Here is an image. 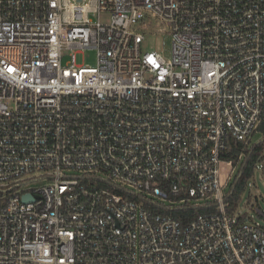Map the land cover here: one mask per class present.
<instances>
[{"label":"built area","instance_id":"obj_1","mask_svg":"<svg viewBox=\"0 0 264 264\" xmlns=\"http://www.w3.org/2000/svg\"><path fill=\"white\" fill-rule=\"evenodd\" d=\"M261 122L264 0H0V264H264L224 157Z\"/></svg>","mask_w":264,"mask_h":264},{"label":"rangeland","instance_id":"obj_2","mask_svg":"<svg viewBox=\"0 0 264 264\" xmlns=\"http://www.w3.org/2000/svg\"><path fill=\"white\" fill-rule=\"evenodd\" d=\"M93 20H97V15L91 16ZM98 18L105 22L109 19L108 13H100ZM157 22L154 20L153 24ZM161 28L163 24H159ZM143 39L141 42V49L143 52L157 49L162 54L169 58V36L167 33L157 31L154 33L151 29L142 30ZM77 64L82 66H94L96 62V52L93 49L81 50L76 54ZM261 139V134L256 132L252 140L257 141ZM256 168L253 175L246 181L244 189L239 196L237 203L234 206V212L236 215H241L245 221H257L264 226V218L257 216L256 208L264 210V155L263 158L257 161ZM255 200L253 207H249L248 201Z\"/></svg>","mask_w":264,"mask_h":264},{"label":"trees","instance_id":"obj_3","mask_svg":"<svg viewBox=\"0 0 264 264\" xmlns=\"http://www.w3.org/2000/svg\"><path fill=\"white\" fill-rule=\"evenodd\" d=\"M256 131L261 134V139L253 141L250 145L238 140H231L230 147L226 154H224L226 159H230L233 162L235 168L230 185L231 194L227 197L228 206L226 209L229 212L234 210V206L244 189L246 181L253 175L257 161L263 158L261 154L264 150V122L258 125ZM250 203L251 201L249 200L248 204ZM209 210L206 207L190 205L184 207L178 206L166 213L177 218L185 225L191 219Z\"/></svg>","mask_w":264,"mask_h":264},{"label":"water","instance_id":"obj_4","mask_svg":"<svg viewBox=\"0 0 264 264\" xmlns=\"http://www.w3.org/2000/svg\"><path fill=\"white\" fill-rule=\"evenodd\" d=\"M23 200L26 201V200H30V197L28 195H25L23 197ZM254 203V201H252L249 205V207H252V204ZM256 213H257V216H261L262 218H264V214H262L261 210L259 208H256Z\"/></svg>","mask_w":264,"mask_h":264}]
</instances>
